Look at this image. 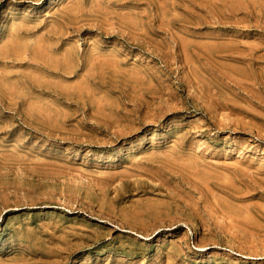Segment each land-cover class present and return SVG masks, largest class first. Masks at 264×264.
<instances>
[{"label": "rangeland", "instance_id": "rangeland-1", "mask_svg": "<svg viewBox=\"0 0 264 264\" xmlns=\"http://www.w3.org/2000/svg\"><path fill=\"white\" fill-rule=\"evenodd\" d=\"M0 264H264V0H0Z\"/></svg>", "mask_w": 264, "mask_h": 264}, {"label": "bare ground", "instance_id": "bare-ground-1", "mask_svg": "<svg viewBox=\"0 0 264 264\" xmlns=\"http://www.w3.org/2000/svg\"><path fill=\"white\" fill-rule=\"evenodd\" d=\"M99 214H101V215H105V214H103V213H99ZM108 217H109V216H108ZM119 219H120V218H119ZM121 220H122L123 222H126V219H123V218H122ZM121 220H120V221H121Z\"/></svg>", "mask_w": 264, "mask_h": 264}]
</instances>
